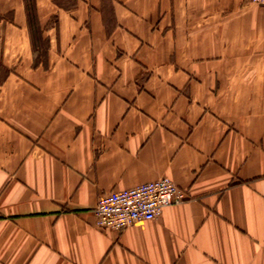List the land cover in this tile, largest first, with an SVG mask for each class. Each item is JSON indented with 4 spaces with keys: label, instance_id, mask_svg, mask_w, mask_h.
<instances>
[{
    "label": "crops",
    "instance_id": "0c3cea01",
    "mask_svg": "<svg viewBox=\"0 0 264 264\" xmlns=\"http://www.w3.org/2000/svg\"><path fill=\"white\" fill-rule=\"evenodd\" d=\"M163 176L184 201L96 225ZM0 264H264V6L0 0Z\"/></svg>",
    "mask_w": 264,
    "mask_h": 264
},
{
    "label": "built area",
    "instance_id": "2783aa9c",
    "mask_svg": "<svg viewBox=\"0 0 264 264\" xmlns=\"http://www.w3.org/2000/svg\"><path fill=\"white\" fill-rule=\"evenodd\" d=\"M251 2L264 6V0ZM186 197L185 190L168 176L132 188L113 189L98 198L94 209L96 225L124 229L158 217L166 206L182 202Z\"/></svg>",
    "mask_w": 264,
    "mask_h": 264
}]
</instances>
